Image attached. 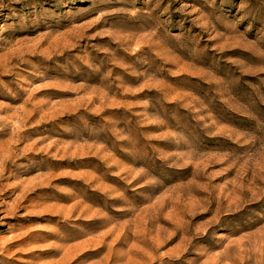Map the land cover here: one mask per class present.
<instances>
[{"label":"rangeland","instance_id":"1","mask_svg":"<svg viewBox=\"0 0 264 264\" xmlns=\"http://www.w3.org/2000/svg\"><path fill=\"white\" fill-rule=\"evenodd\" d=\"M0 264H264V0H0Z\"/></svg>","mask_w":264,"mask_h":264}]
</instances>
